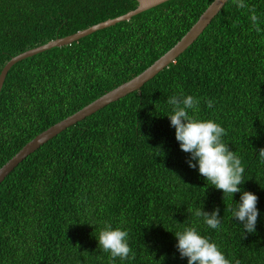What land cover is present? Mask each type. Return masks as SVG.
<instances>
[{
	"label": "trees",
	"instance_id": "trees-1",
	"mask_svg": "<svg viewBox=\"0 0 264 264\" xmlns=\"http://www.w3.org/2000/svg\"><path fill=\"white\" fill-rule=\"evenodd\" d=\"M213 0H168L72 44L17 62L0 92V168L58 121L140 74L172 48ZM229 0L198 39L140 90L68 127L0 184V264H188L176 232L195 227L231 264H264V0ZM138 6L137 0H0V73L13 57ZM236 24L233 27V24ZM200 100L197 119L225 129L258 196L245 233L233 198L207 184L180 149L169 97ZM213 101V107L207 101ZM220 209L209 228L197 209ZM106 224L135 254L112 260L98 245Z\"/></svg>",
	"mask_w": 264,
	"mask_h": 264
},
{
	"label": "clouds",
	"instance_id": "clouds-1",
	"mask_svg": "<svg viewBox=\"0 0 264 264\" xmlns=\"http://www.w3.org/2000/svg\"><path fill=\"white\" fill-rule=\"evenodd\" d=\"M237 8L250 13L249 20L255 31L260 32L259 17L255 8L250 7L245 0H232ZM236 24H233L235 27ZM181 93L168 98L167 103L172 106L170 118L171 126L175 128V137L180 149L190 154L187 161L193 169L198 167L199 174L205 178L207 184L214 186L224 193V198L240 192V200L232 210V217L242 225L245 233H254L258 217V196L251 191H244L240 187L244 183L243 174L245 168L235 151L230 150L222 137L225 129L215 121L202 120L189 115V110L199 112L200 100L192 95ZM207 106L213 107V101L208 100ZM259 157L264 163V148L259 149ZM196 217H203L204 223L211 229H219L221 226L220 209L217 207L211 213L203 209H197ZM128 232L121 228L113 229L111 224H106L99 232L98 245L110 258L115 260H127L130 253L135 254L128 244ZM178 240L176 248L181 258H187L188 264H231L220 251L219 247L210 242L208 238L200 235L195 227H187L182 232H176Z\"/></svg>",
	"mask_w": 264,
	"mask_h": 264
},
{
	"label": "water",
	"instance_id": "water-1",
	"mask_svg": "<svg viewBox=\"0 0 264 264\" xmlns=\"http://www.w3.org/2000/svg\"><path fill=\"white\" fill-rule=\"evenodd\" d=\"M138 6L135 9L128 11L120 16L109 18L94 24L88 28L79 30L73 34L58 37L47 43L41 44L37 47L28 49L16 56H13L3 67L0 73V92L3 88L5 79L10 69L19 61L52 49L54 47H61L64 45L72 44L74 41L79 40L85 36H88L98 30L113 26L121 21L130 20L133 16L151 9L157 5H160L168 0H137ZM229 0H213V2L205 9L200 15L198 20L193 26L187 31V33L168 51H166L161 57L153 62L140 74L136 75L132 79L120 84L114 89L108 91L102 96L98 97L91 103L87 104L75 113L67 116L66 118L53 124L46 130L36 135L32 140L26 143L12 158H10L0 168V184L5 178L29 155L37 151L40 147L46 144L49 140L60 134L68 127L84 120L86 117L99 111L110 103L117 101L130 93L140 90L143 85L154 78L158 73L168 67L171 63L175 62L176 59L191 46L203 31L209 26L212 20L219 14Z\"/></svg>",
	"mask_w": 264,
	"mask_h": 264
}]
</instances>
